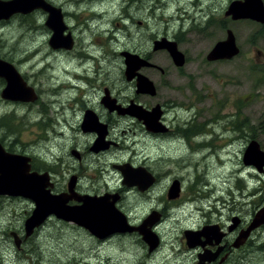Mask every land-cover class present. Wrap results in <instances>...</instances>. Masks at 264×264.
I'll return each mask as SVG.
<instances>
[{"label": "rangeland", "instance_id": "rangeland-1", "mask_svg": "<svg viewBox=\"0 0 264 264\" xmlns=\"http://www.w3.org/2000/svg\"><path fill=\"white\" fill-rule=\"evenodd\" d=\"M56 1L58 4L65 2ZM165 1L162 0V4ZM225 3L226 0H208L213 13L211 24L205 27L206 23L196 22L190 32L186 30L187 25L184 34L177 35L182 37L179 48L186 58L179 69L165 51H153L152 42L162 37L163 32H167V38H170V33L177 32L182 18L187 20L189 16L202 15L204 6H189L175 15L176 4L168 0L162 13L157 11L154 15L155 7L161 6L157 0L151 16L147 7L140 14L136 12L130 23L118 19L113 13L116 10L111 7V13H104L96 19H91L92 12L81 8L77 16L85 21L77 24L81 30L78 40L84 45L92 38L91 45L95 48L97 45L100 55L108 58L102 67L107 65L105 70L110 67L108 70L115 79L114 87L121 99L134 98L135 91L133 85L123 81V62L113 57L118 49L130 54L150 53L154 64L168 70L161 78L159 72L154 73L151 79L157 89L156 96L152 99L144 96L142 100L150 104L166 102L169 111L163 122L169 132H178L176 136L154 138L135 117L122 118L111 135L118 145L103 153L97 163L88 161L91 158L87 159L88 156L82 153L89 136L72 131L45 132L46 126L33 124L35 114L42 112L47 118L48 115L54 117L52 109L56 106L61 112L58 102L56 106L51 103H54L52 95L57 93L50 92L49 86L52 74L67 66L65 57L52 54L64 52V49L53 52L47 44L49 33L41 28L43 15H33V21L24 18L8 22L5 39L10 52L7 57L25 65L23 72L31 78L32 84L38 85L41 97L28 107L16 110L10 105L7 107L9 117L5 121L15 131L18 145L32 154L50 152L54 159L65 151L64 165L52 169L58 180L55 187L66 189L69 177L78 174L82 177L77 186L80 193L100 195L118 189L121 174L117 165L152 167L162 178L161 185L155 187L151 196L127 189L118 206L138 224L151 209L168 206L171 212L158 225L163 243L154 254H148L147 249L139 244L142 240L138 235H115L98 243L83 229L51 217L26 239L21 250H17L10 233L23 236V222L30 215L33 204L22 198L0 196V264H178L184 228H194L204 221V217L224 221L227 212L228 222L234 215L242 220L248 219L255 204L260 203L256 202L264 200L262 181L259 182L260 190L254 195L243 196L244 180L248 173L254 175V170L242 163V155L250 141H256L264 152V23L232 21L228 17V30L234 35L239 53L229 60L207 61L214 45L226 36L225 26L218 24L224 20ZM128 12L134 14L132 10ZM143 14L152 21H145ZM173 17L175 20H170ZM78 49L81 47L77 41L73 53ZM75 60L71 61L73 66ZM82 61L86 64L85 60ZM142 72L148 76L151 74L145 69ZM4 110L0 102V116ZM76 119L75 116L71 120V127L77 124ZM194 129L197 132H187ZM183 130L184 137L181 136ZM194 134L198 136L191 139ZM71 149L83 154L81 164L69 155ZM175 179L180 181L183 190L181 198L170 204L165 192ZM197 208L201 210L199 213ZM252 242L245 247H250L247 253L235 256L236 262L264 264V252L255 251L264 243V230Z\"/></svg>", "mask_w": 264, "mask_h": 264}, {"label": "flooded vegetation", "instance_id": "flooded-vegetation-1", "mask_svg": "<svg viewBox=\"0 0 264 264\" xmlns=\"http://www.w3.org/2000/svg\"><path fill=\"white\" fill-rule=\"evenodd\" d=\"M9 1H13V0H0V2L2 3H6ZM42 1L45 4H47L50 8H52L55 12L60 11V14L62 16L61 21L65 27V30L63 31V36L64 37L70 36L72 39V47L70 49H65L62 47L54 49L49 45V40L52 36H54L53 35L54 32L51 27L49 28L48 26H46V22L49 19V14L43 11L42 9H36L27 14H14L8 20L0 21V34H1L0 36V60H3L7 63L12 64L15 67V69L19 72V74L21 75L27 87H30L34 90L37 98H36V101L32 103H36L41 98L39 87L35 83L32 84L31 78L27 76L26 72H23L22 68L25 65H22V63L17 60L8 59L9 57H7L8 53L10 52L9 43H6V39H5L6 38L5 37L6 27H7L8 22L14 19L21 20L24 18L30 19L31 21H33V15H36L37 13H41L43 15V20H42L43 22H42L41 28H43L47 33H49V38L47 41L48 46L50 47L51 50H53V52H58L57 50L64 49V52L61 51L58 53H52L55 55L60 54L63 57H65L67 59V66L62 67L61 71L59 72L55 71V73L52 74V77H51L52 81H50L51 84L49 86L50 92L55 91L57 93V94L52 95L54 99V103L52 101L51 103L54 104L55 106L56 104L58 105L59 103L61 112H59V108L57 109V106H56V108L52 109V115H54V117H51L48 115V118H47L43 115L42 112H40L39 115L35 114L33 124L46 126L45 132L72 131V132H78L81 135L84 134V137L89 136L90 139L88 142L85 143L86 145L84 147L82 145L83 147L82 150H84L82 151V153L88 156L87 159L91 158L88 161L95 160V163H97V161L99 160V157L103 156V153L109 152L111 148H114L118 145L112 139L113 137H111L112 132H115V128L118 125V122L120 119L130 117V115L127 114L126 110L130 108L131 109L136 108L135 106H140L143 110L149 111V112L153 110L154 108L159 107L160 118H159L158 123H159L160 128H162L160 130H163V131L162 132H149L148 131L146 133L149 136L154 137V138H165V137H168L169 135L176 136V134H178V132H169L168 128L165 126L163 122V118L165 114L169 111L168 110L169 105L166 102L164 103L155 102V103L150 104L149 102H147V100H142L144 96H146V98L148 99L155 98L156 96L157 89L152 80L153 76L155 75L154 73L159 72L160 74L159 77L161 78V76L162 77L166 76V72L168 71L167 69H162L158 65L154 64L150 56V53L146 54V53L139 52L137 54H131V55H137L143 61L150 63V66L145 65V66L140 67V70L137 71L136 73H139L140 75L144 76L145 78H147L149 81L152 82L154 89H155V92L152 95L144 93V91L137 89L136 76L133 75L134 77H132L131 80L127 78L125 74L126 66L124 64L126 60H125V57L122 56L123 52L119 51L118 49L117 50L118 52H115V54H113L114 58H119L123 62L122 63L124 66V71H122V75L124 76L123 81L128 82L131 85H133L134 91H135L134 98H129L127 100H124L120 98V93L118 92V90H115V87H114L115 79L112 78L113 75H111V72L108 70L110 67L108 66L106 70L105 68L107 65L102 67V65L105 64V61L108 60V58L105 57L104 55L103 56L100 55L97 45H96V48L91 45L92 38L89 39L87 44L84 43V45H81V40H78V36L81 30L78 28L77 24L84 23L85 21L84 18L77 16L82 9L92 12L94 15L91 17V19H96L98 17H101L104 13H107V12L111 13L112 12L110 9L111 7L112 9L116 10L113 13L118 15V19H122V20H125L127 23H130L131 21H133L134 16L137 15L136 12L140 14L147 7H148V10H150V16H151L152 14L151 10H153V8L155 7V4H157V0H65V2L62 4H58L56 0H42ZM158 1H160L161 6L155 7L157 9H155L154 15H156L157 11H160L162 13L163 9L165 8V3H167L168 0L165 1V3L163 4H162V0H158ZM171 1H173L176 4L175 7L177 11L175 15L182 12L183 11L182 9H185L186 7H189V6L191 7L204 6V12L202 15H199L198 17L189 16L187 20L182 18V20L178 22L180 24L176 28L177 32L170 33V38H167L169 37L167 32H163L162 37H158L159 39L157 40L165 38L171 42H174L177 46V49L180 51L179 43H180V40H182V37L179 38L177 35L184 34L183 31L185 29V26L187 25L189 26L186 30L187 32H190L191 29H193L194 26H196V25H193L196 22L206 23L205 27L209 26L211 22L213 21L211 18V16H213V13L210 11V5L209 4L207 5L208 0H177L176 2L174 0H171ZM232 1L233 0H230L229 3ZM88 9H92L93 11L88 10ZM129 10L130 11L132 10L134 14H132L131 12L129 13L128 12ZM227 11H228V0H226L225 7L222 11L224 20L222 22H218L220 26L221 25L225 26V32L228 30V19L229 18H228V15H225ZM143 15H144L145 21H148V22L152 21V19L149 18L146 14H143ZM53 16H56V15H53ZM54 19H55L54 22H57L56 21L57 17H55ZM173 19L175 20V17L170 18V20H173ZM72 25H74V27ZM205 27L200 28V29L203 30L205 29ZM87 33L89 34V31ZM154 40L156 41V39ZM77 41L79 42L81 49L80 50L78 49L76 52L73 53V50H74L75 45L77 44ZM153 42H152V45H153ZM134 53H136V51H134ZM73 59H76L75 60L76 65L74 66L71 64V61ZM82 59L86 61V64L83 63L84 61H82ZM185 60L186 58H184V61ZM176 68L179 69L180 67H176ZM144 69L151 72V74H149V76L147 74H144L142 72V70ZM40 71L41 69L38 72ZM33 76H35V73ZM5 87H6V80L4 78H0V102L3 104L5 108L4 112L0 116V145L2 146L3 150L8 154L22 155L28 158L29 160L28 164L30 165V173H37L40 175L46 173L49 177L50 183L52 184V188L50 191L54 195L67 193V185L71 177H75V186L73 190L79 195H89V196H98V197L103 196V195H118L119 198H118V201L115 203V207L122 214L125 215L127 222L131 226H134V227L140 226L147 217L153 216L155 219L156 217H158L156 224L151 229V231L156 234L157 239H158L156 247L152 251H149V246L146 242L140 241L139 244H142L145 247V249H147L148 254H154L157 251H159V249H161V245L163 242H162L161 235L157 231V228H158V225L161 222H163L168 217L169 213L171 212L168 206H165L161 209H151L150 213L141 222H139V224L136 222H133L118 206L124 199V195L127 189H133L137 191L140 195L145 194L147 196H151L153 194L155 187L156 186L158 187L159 185H161L160 182L162 181V178L158 175V173L152 167H147L143 164L137 166V167L145 168L153 179L152 185L149 186L143 192L139 191L136 187L127 188L123 186L122 183H120L121 186L118 189H115L114 191H111V192H104L103 194H100V195L80 193L77 190V186L82 177L79 176L78 174H73L69 177L67 184H66V189L55 187L58 183V180L56 176L54 175V173L52 172V169L55 167H60V165L64 162L63 159L65 157V151L63 153H59L58 156L56 155L54 159V155L51 156L50 152L45 151L44 153H33L32 154L30 151L26 152V150H24V146L18 145L17 139L15 138V131L13 130L12 127H10L9 122L5 121V119L9 117V115H7L8 113L7 107L10 105L14 107V109L16 110L17 108L28 107L32 103H25L19 100L10 101V100L3 99L1 97V94ZM65 100L67 101V104L65 103ZM67 111L69 112L68 114L70 115L67 114ZM65 114L67 115L64 116ZM75 116L77 117L76 119L77 124L75 125V127H71L70 125L71 120ZM86 117H90L91 122L89 123L86 122ZM15 120L16 119H14V122ZM187 132L190 133V132H197V131L196 129H194V130H188ZM100 135L103 136L102 144L104 145V147H106L105 150L103 151L100 148L102 144H100V146L99 144H97V141L99 140ZM197 136L198 134L197 135L194 134L192 136L193 138L191 139H196L195 137ZM82 153H80L76 149H71L69 151V155L73 157L78 164H81L83 162ZM95 165L98 166L97 164ZM137 167H133V168H137ZM252 169L254 170V173H253L254 175H250V173H248L246 179L244 180L243 196L245 198H247V195L249 196L254 195L257 192V190H260L259 182L260 181L264 182V178L261 176V175H264V167H261L258 170L257 168L252 166ZM175 180H172V182ZM226 182L228 185V180ZM170 185L166 189L165 197H166V200H168V203L175 204V200L181 198V193H179L178 198L168 199V191H169ZM180 186H181V183H180ZM182 190L183 189H181L180 187V192ZM227 191H228V186H227ZM226 196L228 198V193H226ZM170 200H173V201H170ZM256 203L258 204H255V207L253 211L249 214L247 220H242L238 218V216L234 215L229 219V222H228V212L225 216L224 221H221L220 218L218 220L211 221L205 218L203 215L204 217L203 222L201 221L194 228L192 227L184 228L182 232L183 238L181 241V243L183 244V247H182V250L180 251L181 257L179 259L178 264H239L238 262L235 261L236 259L235 256L237 254L247 253L250 247L247 249H245V247L253 243L252 240L255 238V236L259 233H262V231L264 230V225H260L259 227L253 229L249 233L246 241H244L242 245H240L239 247L234 246V243L236 242L239 236V233L249 228V226L253 222V219L256 213L264 206L263 199L258 200ZM77 204L78 203H76L75 201L68 202V205H77ZM226 207L228 209V200H227ZM196 211L199 213V211L201 210L197 208ZM51 218H55V217L51 216ZM56 220L59 221L60 223H67L71 225V227L83 229L84 231L88 233V231L82 227H78L72 223L64 222L59 219H56ZM24 222H23V231H24L23 236L18 237L16 233L14 232L10 233V235L13 237V243L15 247L17 248V250H21V247L23 246L26 239L31 236V235L26 236ZM39 228L34 229L32 234L33 233L35 234ZM187 232H192L193 233L192 236L188 237V235H186ZM130 234L138 235L141 238V236L136 232H133ZM89 235L96 242L103 243L105 239H109L112 236H115V235L124 236V235H128V233L112 234L106 237L105 239H98L91 234ZM187 238H190V239L188 240ZM255 251H257L258 253L259 252L263 253L264 243Z\"/></svg>", "mask_w": 264, "mask_h": 264}, {"label": "water", "instance_id": "water-1", "mask_svg": "<svg viewBox=\"0 0 264 264\" xmlns=\"http://www.w3.org/2000/svg\"><path fill=\"white\" fill-rule=\"evenodd\" d=\"M36 9H42L49 14L46 26L51 27L54 32V36L49 40V45L54 49L60 47L70 49L72 47V39L70 36H63L65 27L61 21L60 11L55 12L42 0L0 2V21L8 20L14 14H27ZM225 15H228L232 21L249 20L263 25L264 4L262 0H234L229 3L228 11ZM55 17H57V22H54ZM152 50H165L177 67H181L184 64V56L177 49L176 44L165 38L154 41ZM238 53L239 50L236 46L234 35L230 30H227L225 39L214 45L206 59L207 61L229 60L237 56ZM122 56L126 60L124 64L127 78L131 80L132 77L136 76L137 89L152 95L155 92L152 82L136 73L140 70V67L150 66V63L143 61L137 55L122 53ZM0 78L6 80V87L1 94L3 99L10 101L19 100L25 103L36 101L37 96L34 90L27 87L12 64L0 60ZM135 107L126 110L127 114L141 121L149 132L163 131L160 130L162 128H160L158 123L160 118L159 107L154 108L150 112L143 110L140 106ZM90 120V117H86V122L89 123L91 122ZM102 140L103 136L100 135L97 141L99 146L103 143ZM100 148L103 151L106 147L102 144ZM28 161V158L22 155L6 153L0 145V196L22 198L31 201L33 204V210L24 222L26 236L31 235L34 229L41 227L52 216L82 227L98 239H105L116 233L130 234L136 232L141 236L142 241L148 244L149 251L156 247L158 239L151 229L156 224L158 217L155 219L150 216L140 226H131L127 222L125 215L115 207V203L119 198L118 195H103L99 197L79 195L73 190L75 177H71L67 185V193L54 195L50 191L52 184L48 175L46 173L41 175L30 173ZM242 163L246 166H253L258 170L264 167V152L260 150L256 141L252 140L248 143L242 155ZM116 169L122 176V185L127 188L136 187L143 192L153 183L151 175L143 167L133 168L129 164H122L117 166ZM179 193L180 183L175 180L170 185L168 199L178 198ZM70 201H75L78 204L68 205ZM260 225H264V206L256 213L249 228L239 233L234 246L239 247L242 245L249 233ZM192 234V232L186 233L188 237L192 236ZM187 239L189 240L190 238Z\"/></svg>", "mask_w": 264, "mask_h": 264}, {"label": "trees", "instance_id": "trees-1", "mask_svg": "<svg viewBox=\"0 0 264 264\" xmlns=\"http://www.w3.org/2000/svg\"><path fill=\"white\" fill-rule=\"evenodd\" d=\"M221 26L223 27V25H221ZM198 29H200V28H198ZM237 128H241V127H237ZM183 132H185V130H183L182 133H181L182 137H184V135H185V134H183Z\"/></svg>", "mask_w": 264, "mask_h": 264}, {"label": "bare ground", "instance_id": "bare-ground-1", "mask_svg": "<svg viewBox=\"0 0 264 264\" xmlns=\"http://www.w3.org/2000/svg\"><path fill=\"white\" fill-rule=\"evenodd\" d=\"M208 5V4H207ZM201 8V7H200ZM199 9V8H198ZM198 9H197V11H198ZM199 13V12H198ZM89 45V44H88ZM87 49V48H86ZM41 52V51H40ZM38 53V52H37ZM55 58V57H54ZM38 62V61H37ZM50 63V62H49ZM53 66V65H52ZM50 68V67H49ZM68 70V69H67ZM66 71V70H65ZM69 72V71H68ZM64 89V88H63Z\"/></svg>", "mask_w": 264, "mask_h": 264}]
</instances>
